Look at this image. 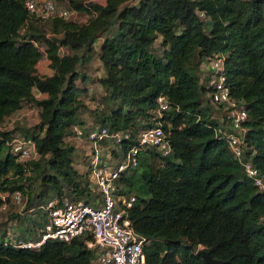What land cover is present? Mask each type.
<instances>
[{"label":"trees","instance_id":"1","mask_svg":"<svg viewBox=\"0 0 264 264\" xmlns=\"http://www.w3.org/2000/svg\"><path fill=\"white\" fill-rule=\"evenodd\" d=\"M26 1L0 0V194L20 191L27 209H44L49 192L92 203L93 187L72 166L73 147L64 142L71 125L84 123L82 114L89 111L98 127L129 131L130 138L111 151L118 159L141 130L159 123L168 154L143 149L138 166L120 178L122 192L136 194L128 214L135 232L148 240L145 264H204L199 246L226 264H264V193L215 136L206 99L211 88L197 71L203 58H223L230 95L248 114L244 157L264 177V0H54L88 14L85 22L40 18ZM33 23L48 27L36 30ZM111 27L114 33L104 37L98 53L106 97L89 110L76 84L85 77L78 66L92 59L91 43ZM44 56L48 76L37 71ZM34 89L46 97L37 98ZM160 95L170 107L158 116ZM23 104L38 108V121L1 130ZM13 135L33 139L37 157L18 161L8 147ZM44 213L40 229L48 220ZM2 242L0 264L96 259L83 237L48 239L38 249Z\"/></svg>","mask_w":264,"mask_h":264},{"label":"built area","instance_id":"2","mask_svg":"<svg viewBox=\"0 0 264 264\" xmlns=\"http://www.w3.org/2000/svg\"><path fill=\"white\" fill-rule=\"evenodd\" d=\"M26 8L40 18L59 16L68 18L70 12L57 8L53 0H27ZM204 69L207 86L211 88L209 101L213 103L212 119L216 121L215 136L226 141L230 152L241 164L244 172L254 180V185L264 193V177L258 174L249 160L244 157V127L248 114L243 102L230 95L224 74L223 58H203L200 61ZM169 101L163 95L157 98L156 113L161 116L169 109ZM76 129L77 138L92 142V152L88 161V179L98 195L92 203L68 198H51L43 207L47 212V222L36 239L4 240L2 245L16 248L38 249L48 239L69 242L75 237H83L88 248L96 253V264H145L144 246L148 240L135 232L129 219L128 210L136 197L122 192L120 178L123 173L138 166L139 153L146 148H156L163 155L169 152V144L159 123L141 130L137 143L129 147L116 161H108L111 150H118L123 140L130 138L129 131L110 132L107 128L89 127L82 132ZM107 143L108 154L104 155L102 144ZM105 146V147H106ZM10 153L20 162L37 157V147L33 139L13 135L8 141ZM3 201L0 209L6 208V193L0 194ZM10 197L15 203L22 202L20 191Z\"/></svg>","mask_w":264,"mask_h":264},{"label":"rangeland","instance_id":"3","mask_svg":"<svg viewBox=\"0 0 264 264\" xmlns=\"http://www.w3.org/2000/svg\"><path fill=\"white\" fill-rule=\"evenodd\" d=\"M136 1V0H132ZM57 8L66 9L70 12L69 17L67 20L76 21V22H85L89 16L84 12H76L73 11L70 6H68L67 2H57L54 1ZM99 3H103L104 0L97 1ZM36 30H43L48 27L47 24L41 23H33ZM210 21L207 19L204 21V28L205 30L209 29ZM114 33V28L111 27L108 31L102 33L99 37H97L92 43L91 47L94 48V53L92 55V59L89 62L83 63L78 66V72L83 74L85 77L82 79H78L76 81L77 87L80 90V98L86 104L89 110H95L97 107L102 106L103 100L106 97V91L102 88L99 79L105 76V71L101 65L99 60V50L101 43L105 36L111 35ZM66 51L63 50L62 53L64 54ZM85 50H79L78 54H83ZM48 59L44 56L37 64V71L41 72H50L49 71V64ZM193 62V61H192ZM196 63V62H195ZM198 65V64H197ZM200 65V64H199ZM198 65L197 71L201 76V79L207 82L204 74V69L201 70ZM45 75V74H42ZM210 92L206 94V99L209 100ZM210 102V101H209ZM210 108L214 105L210 102ZM24 111L19 110L10 118H7L3 125L1 126V130H10L13 129L16 124H25V125H32L38 121V108L33 104L29 105V107L25 108ZM24 111V112H23ZM94 115L87 111L83 112L82 117L85 120L84 123L81 124H73L69 128V132L64 138V142L69 144L73 147V152L71 155V162L74 169L78 172L82 178L88 179V161L87 159L90 157L92 152L93 143L86 141L85 139L80 140L77 138L76 129L77 127L80 131L85 132L89 130V127L98 126V124L94 121ZM23 122V123H21ZM74 126V127H73ZM73 127V128H72ZM112 151V150H111ZM107 160L110 162L116 161L117 158L111 154L110 157H107ZM89 180V179H88ZM91 187H93L91 185ZM94 188V187H93ZM92 188V193L94 195H98L97 191ZM33 190H36V185H33ZM134 196H136L135 192L132 190L130 192ZM8 197V198H7ZM5 198L6 201V208L0 209V242L3 240H10L11 238L16 239L17 237H24L29 238L37 237L40 232V227L45 219L44 209L41 207H33L27 209L26 197L23 195L21 203H15L12 201L10 196ZM49 197V198H48ZM50 192L48 195L45 196V199H50ZM146 197V196H145ZM52 198V197H51ZM148 198V197H147ZM69 199V198H68ZM70 200V199H69ZM202 246H199L198 249H201ZM96 264V261H94Z\"/></svg>","mask_w":264,"mask_h":264},{"label":"water","instance_id":"4","mask_svg":"<svg viewBox=\"0 0 264 264\" xmlns=\"http://www.w3.org/2000/svg\"><path fill=\"white\" fill-rule=\"evenodd\" d=\"M196 253L202 257L204 264H226L228 263V261L226 260L215 259L211 257L209 251H207L204 248L198 249Z\"/></svg>","mask_w":264,"mask_h":264},{"label":"crops","instance_id":"5","mask_svg":"<svg viewBox=\"0 0 264 264\" xmlns=\"http://www.w3.org/2000/svg\"><path fill=\"white\" fill-rule=\"evenodd\" d=\"M95 1H99V0H95ZM102 3V2H101ZM48 64H49V62H48ZM49 71L50 72H47V71H45V72H41V71H39L41 74H45V75H51L52 74V71H51V69H49ZM33 93H34V95L37 97V98H44V97H46V95L45 94H41L40 92H38L36 89H34L33 90ZM27 107H29V105H26V104H23V106H22V108L20 109V112H21V110H23L24 109V111L26 110L25 108H27ZM23 111V112H24ZM17 112H19V110L17 111ZM15 114V113H14ZM13 114V115H14ZM12 116V115H11ZM11 116H9L8 118H10ZM21 123H23V122H21ZM107 145V143H103L102 144V150H101V152L104 154V155H106V154H108V146H106ZM106 146V147H105Z\"/></svg>","mask_w":264,"mask_h":264}]
</instances>
